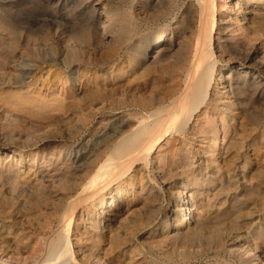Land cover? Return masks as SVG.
<instances>
[{
	"label": "bare ground",
	"instance_id": "obj_1",
	"mask_svg": "<svg viewBox=\"0 0 264 264\" xmlns=\"http://www.w3.org/2000/svg\"><path fill=\"white\" fill-rule=\"evenodd\" d=\"M52 1L54 34L47 41L59 64L72 80L80 70L94 71L79 100L63 89L52 99L58 115L49 121L0 116V264H134L137 256L138 264L202 258L204 264H264V174L226 173L227 182L242 180L246 193L257 195L245 216L243 200L213 208L209 194L199 191L206 181L174 183L170 176L183 168L195 172L203 162L216 167L218 141L227 146L229 162L240 159L253 144L249 128L264 127V0H185L174 16V0ZM224 7L229 11L221 12ZM167 18L172 23L164 31L136 34ZM2 20L0 70L6 74L20 46L17 27ZM96 50L104 60L91 58ZM124 75L132 77L126 85ZM95 106L111 123L81 142L68 164L50 152L35 169L29 161L21 168L27 157L39 158L24 149L58 138V131L75 138L91 123L88 110ZM217 110L226 119L222 139ZM67 113L80 125L70 129L73 120L62 118ZM188 130L205 150L199 158ZM172 134L180 139L177 148L158 158L163 167L175 164L169 172L154 154ZM242 159L248 166L247 155ZM222 185L214 194H222ZM147 227L148 250L142 251L134 236Z\"/></svg>",
	"mask_w": 264,
	"mask_h": 264
},
{
	"label": "rangeland",
	"instance_id": "obj_2",
	"mask_svg": "<svg viewBox=\"0 0 264 264\" xmlns=\"http://www.w3.org/2000/svg\"><path fill=\"white\" fill-rule=\"evenodd\" d=\"M52 3V0H0V19H3L2 21L6 19L8 22H13L15 28L17 27V45L20 46L18 49V58L15 61L16 64L14 62L10 65L13 67L12 70L10 71V69H7L8 72L6 71V74L0 70V116L3 114L13 115V118L19 119L20 121L27 120L30 124L39 125L44 121H49V119H46L47 116L58 115V112L56 111L57 108L53 106L52 99L60 95L62 89L67 90L70 93L72 91V95H74L73 97L76 100H79V98L87 93L86 89H88V87L84 84L86 83V80L91 77L90 75L94 69L88 70L87 74H85V72L82 73V70H80L79 74H77L74 80H72L70 77L71 70L62 67L61 64H59L56 51H54L55 49H52V43L50 40L47 41V38H51L54 34ZM187 4L188 2L185 0H174L172 11L173 16ZM169 11L170 9L167 10V13ZM225 11L228 12L229 9L224 7L221 10L223 13ZM229 14L230 17H233V12H230ZM171 23L172 21L170 18L160 19L153 24L142 25L136 31V34H143L146 32H154V34H157V32L159 33L167 29ZM2 38L4 39H1L3 41H6L5 39L8 40L7 36L2 35ZM258 43L259 41L257 44ZM261 44H264V42H261ZM90 56L94 61L104 60L102 50H96L95 52L90 53ZM121 63L122 58L117 59L114 65L118 66L121 65ZM121 81L126 85V82L132 81V77L124 75ZM117 83L118 82H114L113 85L116 86ZM101 86L102 90H105L104 92L107 93L109 91V87L105 84H102ZM78 106L88 109L89 104L79 102ZM99 107L100 106H95V108L88 110L90 114H92L90 119L91 123L75 138H64V133L58 131L55 133L59 135L58 138H52L45 142H41L36 146L24 149L22 153L31 152L33 154L39 152V158L34 160L32 156L27 157L21 168H24L29 161V164L33 165V168L35 169L39 163L44 164L46 160L50 158L47 154L50 152L59 156L61 164H68L75 156L74 149L81 146V142H85L89 136L94 135L96 132H103L109 123H111L112 118L107 117L109 113L105 112L98 114L97 108ZM1 110H4L5 113ZM121 112L122 111H117L119 114L116 116H120ZM83 114H86V112L83 111ZM213 114H215L218 121V136L222 139L227 130L226 128H223L226 124V119L222 116V111L220 110L213 112ZM62 116L63 120L64 118H70L73 120L70 129H73L74 126L80 125V122L77 121L79 118H77L76 114L67 113ZM83 118L84 115L81 119ZM237 122L239 123L240 120ZM97 123L99 124L97 125ZM9 129L16 130L14 127ZM248 133L254 137L253 146L250 145V143L247 144L240 153L241 158L232 162H229L228 160L229 151L228 149L226 150L227 146H221L220 142H217V151L219 154L216 158L218 161L216 167L209 162H203L199 168L195 169V172L190 171L188 168H183L178 169L176 172H172V174L170 168L172 167L173 169L175 164H172L169 168L159 165L158 158L161 154L170 153V150L173 151L177 148V141L175 140L180 139L177 138L176 134L170 135L168 137L169 139H167L168 143L165 145L163 142L161 148L155 152L154 156L157 160L155 159L154 162L157 163V166H160V168H164L170 172V176L172 175L171 179L174 183L184 182L186 179L191 181L195 179L206 181L208 184L200 188L199 191L207 192L209 194L213 208L222 207L221 204L225 202V205L222 208L223 210H226L240 205L241 202L239 203V200H243L245 206L247 205V210H242L241 215L245 216L250 208L251 199L257 197V195L255 194L254 196H251L247 194L246 191L249 188L247 184H243L242 180H239L240 182L238 183L232 181L227 182L226 173L229 172L230 177L241 176L242 172H245V175H250L251 177H258L259 175L264 174V127L257 128L251 126ZM189 138L190 130H188L187 134V139ZM189 141L192 142V151L198 153L197 158H199L204 153V148H202V145L199 142H193L191 138ZM245 155H247L248 166L243 167L242 157ZM221 185L222 194H214ZM261 187H264V185H261ZM245 200L249 201V203L245 202ZM47 202H49V200L45 201V203ZM198 202L205 203V200L202 201V199L198 198ZM139 207L142 208L143 205L140 204L138 205V208ZM149 228L150 227H147L145 228L146 230L143 229L140 232L138 231L134 236L137 247L141 250L144 248L142 251L148 250L146 248H148L147 243L149 237L146 232ZM135 258L134 261L136 263L134 262V264L142 262L141 256ZM225 261L232 263L233 260L226 256ZM213 262L214 261H211L210 264H213ZM204 263L205 260L202 258L195 264ZM218 263L220 264V262Z\"/></svg>",
	"mask_w": 264,
	"mask_h": 264
}]
</instances>
